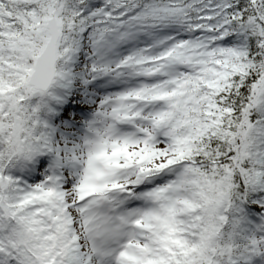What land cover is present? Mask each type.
<instances>
[{
	"label": "snow or ice",
	"instance_id": "obj_1",
	"mask_svg": "<svg viewBox=\"0 0 264 264\" xmlns=\"http://www.w3.org/2000/svg\"><path fill=\"white\" fill-rule=\"evenodd\" d=\"M0 264H264V0H0Z\"/></svg>",
	"mask_w": 264,
	"mask_h": 264
}]
</instances>
